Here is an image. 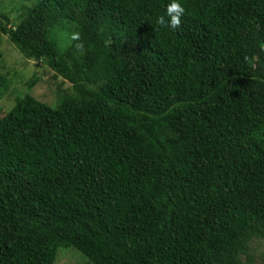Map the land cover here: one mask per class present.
Wrapping results in <instances>:
<instances>
[{
    "label": "trees",
    "instance_id": "trees-1",
    "mask_svg": "<svg viewBox=\"0 0 264 264\" xmlns=\"http://www.w3.org/2000/svg\"><path fill=\"white\" fill-rule=\"evenodd\" d=\"M169 2L38 0L14 25L0 13V34L70 84L56 108L25 96L0 113V264H53L62 247L86 264L252 260L264 0H179L176 29L156 23Z\"/></svg>",
    "mask_w": 264,
    "mask_h": 264
},
{
    "label": "rangeland",
    "instance_id": "rangeland-1",
    "mask_svg": "<svg viewBox=\"0 0 264 264\" xmlns=\"http://www.w3.org/2000/svg\"><path fill=\"white\" fill-rule=\"evenodd\" d=\"M37 1L0 0V13L6 14L14 25L23 11ZM67 35V29L61 27L53 31L54 39ZM0 77V113L5 114L25 96H32L52 109L56 108L62 95L70 90V84L59 76L55 77L43 62L25 59L4 34H0ZM249 255L252 260L246 264H264V240L251 241ZM53 264H86V261L74 249L62 247L58 249Z\"/></svg>",
    "mask_w": 264,
    "mask_h": 264
},
{
    "label": "clouds",
    "instance_id": "clouds-1",
    "mask_svg": "<svg viewBox=\"0 0 264 264\" xmlns=\"http://www.w3.org/2000/svg\"><path fill=\"white\" fill-rule=\"evenodd\" d=\"M185 9L179 0H170V2L166 5V13L165 15L168 19H165V16H158L156 18V23L160 25H167V27L171 29H176L179 27L181 23V16L184 13ZM74 39L78 38L76 36L73 37ZM77 47H83L82 45H77Z\"/></svg>",
    "mask_w": 264,
    "mask_h": 264
},
{
    "label": "flooded vegetation",
    "instance_id": "flooded-vegetation-1",
    "mask_svg": "<svg viewBox=\"0 0 264 264\" xmlns=\"http://www.w3.org/2000/svg\"><path fill=\"white\" fill-rule=\"evenodd\" d=\"M264 263V262H263Z\"/></svg>",
    "mask_w": 264,
    "mask_h": 264
}]
</instances>
